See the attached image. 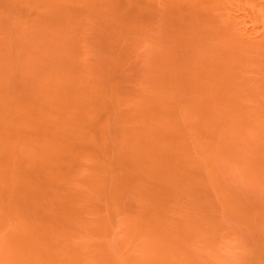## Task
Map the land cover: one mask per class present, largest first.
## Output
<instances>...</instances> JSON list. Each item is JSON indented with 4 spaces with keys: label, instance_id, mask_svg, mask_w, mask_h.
I'll return each instance as SVG.
<instances>
[{
    "label": "rangeland",
    "instance_id": "obj_1",
    "mask_svg": "<svg viewBox=\"0 0 264 264\" xmlns=\"http://www.w3.org/2000/svg\"><path fill=\"white\" fill-rule=\"evenodd\" d=\"M0 264H264V0H0Z\"/></svg>",
    "mask_w": 264,
    "mask_h": 264
}]
</instances>
